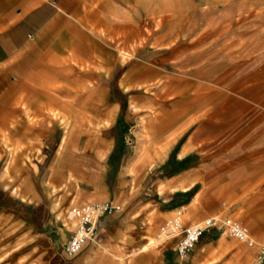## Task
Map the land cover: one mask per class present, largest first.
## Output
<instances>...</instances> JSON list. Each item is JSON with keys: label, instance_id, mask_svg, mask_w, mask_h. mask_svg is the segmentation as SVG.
Masks as SVG:
<instances>
[{"label": "crops", "instance_id": "0c3cea01", "mask_svg": "<svg viewBox=\"0 0 264 264\" xmlns=\"http://www.w3.org/2000/svg\"><path fill=\"white\" fill-rule=\"evenodd\" d=\"M88 16L86 0H0V161H6L0 168V208L30 233L18 263L29 257L30 264H153L156 257L158 264H187L196 254L192 250L179 261L175 237L157 256L144 243L167 216L190 208L199 193L194 216L200 218L217 208L218 195L240 194L251 177L264 175V40L247 58L249 71L241 75L248 82L239 93L226 87L189 93L180 87L169 102L151 106L148 95L139 99L133 92L134 85H118L127 72L117 73L112 48L89 27ZM48 79L58 83L46 85ZM102 79L113 82L105 101ZM88 80L93 87L87 88ZM89 96L97 118L76 119L73 112ZM231 102L243 107L237 117ZM48 107L67 115L51 117ZM139 118L162 145L186 125L163 151L154 152L142 138L141 153H131L119 134L140 127ZM235 118L237 126L231 127ZM215 120L223 121L220 154L209 147L213 132L205 129ZM208 193L214 195L206 203ZM102 202L113 209L99 217L94 238L76 254L65 253L74 226L66 211Z\"/></svg>", "mask_w": 264, "mask_h": 264}, {"label": "rangeland", "instance_id": "374dc122", "mask_svg": "<svg viewBox=\"0 0 264 264\" xmlns=\"http://www.w3.org/2000/svg\"><path fill=\"white\" fill-rule=\"evenodd\" d=\"M86 13L89 14V27L112 48V55L117 58V73L127 72L118 80V85H134L133 92L139 94V99L142 93L148 95L151 106L161 101L169 102L174 97L175 89L180 87L191 89L189 93H201L206 87H226L230 93H239L248 82L241 75L243 71H249L247 58L264 40V0H86ZM86 37L84 34L80 38ZM43 82L50 86L58 83L51 79ZM112 83L110 79L100 81L103 101L108 99L106 93L112 88ZM90 86L93 87V80L87 81V88ZM51 99L56 100L54 97ZM68 100H72V95ZM90 102L89 96L85 105L80 106V111L73 112L76 119L85 115L92 119L96 115L97 118ZM238 104L235 102L236 107L232 104L231 108L236 117L243 109ZM47 111L50 116L53 113L60 118L67 115L55 107H48ZM237 121L235 118V123L231 121L230 126H237ZM138 123L140 127L138 125L130 130L125 127L119 134L122 145L126 141L124 145L130 152L138 154L141 153L142 138L150 141L154 152H160L186 125L172 131L162 145L151 137L142 118ZM222 123L220 120H215L214 124L207 121L205 128L213 132L208 141L214 144L209 147L215 146L214 150L219 154L222 151ZM124 157L122 169L127 170L130 163L128 156ZM5 163L0 161V168ZM251 178L246 191L232 196L218 195L214 201L217 208L200 218L194 216L202 202L199 193L189 203L190 208L179 211V221L185 225L201 224L206 217L228 215L244 224L257 243H264V175ZM158 183L157 189L161 191ZM213 195L208 193L204 202L209 203ZM222 200L225 206H219ZM54 215L57 216L56 213ZM174 215L175 212L166 218ZM55 220H58L57 217ZM158 229L144 243H151L150 250L155 251L151 254L155 256L168 243L159 244L158 239L169 240L173 237L161 235ZM157 234H160V238L156 237ZM29 236L30 233L13 216L0 208V264H30L29 257L18 263L23 258L20 254ZM204 236L210 239L203 240ZM192 250L196 256L192 260L188 256L187 264L190 260V264H251L255 253L221 231H205ZM153 262L158 264L156 257Z\"/></svg>", "mask_w": 264, "mask_h": 264}, {"label": "built area", "instance_id": "2783aa9c", "mask_svg": "<svg viewBox=\"0 0 264 264\" xmlns=\"http://www.w3.org/2000/svg\"><path fill=\"white\" fill-rule=\"evenodd\" d=\"M221 204L223 205L224 201H221ZM112 209L108 202L80 203L70 206L67 213L74 219V226L64 243L65 253L74 255L85 242L91 241L100 225L99 217ZM178 212L175 211L174 216L166 219L159 226L158 232L164 236L177 237L174 251L179 261L183 260L195 247L199 237L205 231L214 230L224 232L226 236L240 242L245 248L254 250L251 264H264V243H257L239 220L228 215H216L206 217L202 225L185 226L179 221Z\"/></svg>", "mask_w": 264, "mask_h": 264}, {"label": "bare ground", "instance_id": "6f19581e", "mask_svg": "<svg viewBox=\"0 0 264 264\" xmlns=\"http://www.w3.org/2000/svg\"><path fill=\"white\" fill-rule=\"evenodd\" d=\"M179 213V212H178ZM181 220H182V218H181ZM203 223V222H202ZM202 223L201 224H197V225H202ZM246 227V226H245ZM246 229L248 230V228L246 227ZM248 232H249V230H248ZM250 233V232H249ZM157 237H159L160 238V234H157ZM161 239V238H160ZM160 239H158L159 241H157V242H159V244H163V243H166L167 242V240H165V239H162V240H160ZM153 243V242H152ZM158 244V245H159ZM150 246H151V243H149L148 244V246H145L144 247V249H148V248H150ZM156 248V247H155ZM140 251V250H139ZM143 251V250H142Z\"/></svg>", "mask_w": 264, "mask_h": 264}]
</instances>
